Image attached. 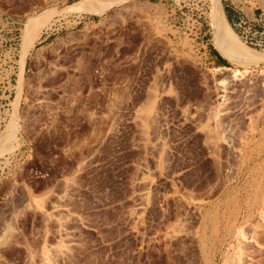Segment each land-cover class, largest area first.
I'll return each mask as SVG.
<instances>
[{
    "label": "rangeland",
    "instance_id": "374dc122",
    "mask_svg": "<svg viewBox=\"0 0 264 264\" xmlns=\"http://www.w3.org/2000/svg\"><path fill=\"white\" fill-rule=\"evenodd\" d=\"M89 1L0 0V264H264V0Z\"/></svg>",
    "mask_w": 264,
    "mask_h": 264
},
{
    "label": "bare ground",
    "instance_id": "6f19581e",
    "mask_svg": "<svg viewBox=\"0 0 264 264\" xmlns=\"http://www.w3.org/2000/svg\"><path fill=\"white\" fill-rule=\"evenodd\" d=\"M122 2H124V0H98V1L91 0V1H89L87 3L82 4V5H86V4L88 5V3H91L93 5H96L97 8L100 11H102V10L109 9V8L115 6V5H119ZM74 9L75 10H78L79 8L78 7H75ZM48 18L49 17H47L45 19H48ZM45 19H44L43 15H42V16L35 17V18H31V19L28 20V22L26 23V26H25V30H24L23 35H22V36H24V41H23L24 44L23 45H25V47H29L33 43V41L40 35V33L42 32L44 26H46L45 25V21H44ZM223 27L225 29V25ZM225 33H226L225 37H227V38L229 36L230 37L232 36L231 35V32L230 33L227 32V29H226ZM224 44H225V46L223 48L224 49V52L227 53L228 56L231 59H245V58H248L249 59L252 56H254L253 55V52H251V51L237 48V46L239 47V45H237L238 42L236 44L237 46L234 43H230L229 44L228 42L227 43H224ZM254 57L256 58V56H254ZM262 72H263L262 75L264 76V71H262ZM241 76L242 75H240L239 72L235 71V72H233V76L232 77H234L235 79H238Z\"/></svg>",
    "mask_w": 264,
    "mask_h": 264
},
{
    "label": "built area",
    "instance_id": "2783aa9c",
    "mask_svg": "<svg viewBox=\"0 0 264 264\" xmlns=\"http://www.w3.org/2000/svg\"><path fill=\"white\" fill-rule=\"evenodd\" d=\"M257 18L253 15V18H249L246 15H241L238 18L237 25L242 27V34H245V42L252 45H261V35L264 34V30H258L254 28L252 21H256Z\"/></svg>",
    "mask_w": 264,
    "mask_h": 264
},
{
    "label": "crops",
    "instance_id": "0c3cea01",
    "mask_svg": "<svg viewBox=\"0 0 264 264\" xmlns=\"http://www.w3.org/2000/svg\"><path fill=\"white\" fill-rule=\"evenodd\" d=\"M233 18V14L229 13V19L231 20ZM208 58L211 60V62L219 61V59L214 54H210Z\"/></svg>",
    "mask_w": 264,
    "mask_h": 264
},
{
    "label": "trees",
    "instance_id": "16d2710c",
    "mask_svg": "<svg viewBox=\"0 0 264 264\" xmlns=\"http://www.w3.org/2000/svg\"><path fill=\"white\" fill-rule=\"evenodd\" d=\"M227 15V19L229 20V14L226 12ZM217 54V53H215ZM219 61H220V65H226V60L222 59L221 57H218Z\"/></svg>",
    "mask_w": 264,
    "mask_h": 264
}]
</instances>
